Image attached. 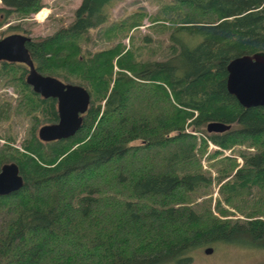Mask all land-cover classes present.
I'll use <instances>...</instances> for the list:
<instances>
[{
	"label": "trees",
	"instance_id": "trees-1",
	"mask_svg": "<svg viewBox=\"0 0 264 264\" xmlns=\"http://www.w3.org/2000/svg\"><path fill=\"white\" fill-rule=\"evenodd\" d=\"M1 1L0 26L44 4ZM171 1L186 12L171 22L162 59H138L121 43L83 48L108 20L111 0H80L71 21L26 42L39 72L91 94L69 137L39 138L42 119L58 120L57 100L29 86L27 65L0 60V70L19 72L33 118L22 149L14 137L0 147V167L14 161L23 176L20 188L0 194V264H187L192 249L216 242L264 248V214L228 219L209 201L194 204L214 179L198 157L207 138L222 148L255 147L240 151L239 166L234 156L218 159L223 201L236 206L253 186L264 198V106L242 105L226 86L231 58L264 51V0ZM211 120L230 126L209 132ZM192 131L207 136L199 143Z\"/></svg>",
	"mask_w": 264,
	"mask_h": 264
},
{
	"label": "rangeland",
	"instance_id": "rangeland-1",
	"mask_svg": "<svg viewBox=\"0 0 264 264\" xmlns=\"http://www.w3.org/2000/svg\"><path fill=\"white\" fill-rule=\"evenodd\" d=\"M43 1L44 4L42 9L40 8V12H38L39 9L25 17H20L15 13L9 16L6 22L0 26V37L12 32H21L31 37L51 34L72 20L74 10L80 3V0ZM2 5L0 0V6ZM107 10L108 20L103 25L90 30V39L87 43H82L83 48L86 47L89 51H94L121 43L125 48L131 49L136 58L142 60L165 57L168 53V35L170 27L173 25L171 22H178L186 12L171 0H111ZM15 75H19V72L6 73V71L0 70V105L7 108L2 111L0 117V147L4 146L8 137H14L12 145L22 149L33 118L32 113L26 111L23 99L21 100L23 92L20 90ZM64 80L66 81V79ZM4 114L7 116L4 117ZM52 122L42 119L36 125V133L42 124ZM186 130H189L188 127ZM192 132L198 135L199 143V135L207 136L206 132ZM214 150H219L220 153L212 156ZM240 151H255V147L242 142L229 148H222L207 138L205 150L202 154L198 153V157L201 168L209 172L214 179L210 189L195 195L194 204L203 205L209 201V206L215 215L228 219L243 218L249 211L264 214V198L261 197V191L257 186L251 187L249 193L241 198L240 202L236 201V206L223 201L222 195L219 193V184L216 180L218 159L224 155L234 156L237 166H239L243 162ZM216 200H220L219 207L226 209V213L221 214L217 210ZM208 246L213 248L209 253L205 252V248ZM190 255L191 260L187 264H264V248L226 242L196 247L190 251ZM165 264L178 263L167 262Z\"/></svg>",
	"mask_w": 264,
	"mask_h": 264
},
{
	"label": "water",
	"instance_id": "water-1",
	"mask_svg": "<svg viewBox=\"0 0 264 264\" xmlns=\"http://www.w3.org/2000/svg\"><path fill=\"white\" fill-rule=\"evenodd\" d=\"M30 35L12 32L0 37V60L22 62L28 66L26 82L43 97L57 100L58 120L42 124L38 136L44 141L66 138L81 126L83 114L90 104L91 94L80 83L66 82L57 76L39 72L32 60L26 42ZM226 86L230 93L244 106H264V51L237 55L226 66ZM230 124L211 120L207 131H223ZM23 185V176L16 162H4L0 167V194H8ZM205 248V252L212 251Z\"/></svg>",
	"mask_w": 264,
	"mask_h": 264
},
{
	"label": "flooded vegetation",
	"instance_id": "flooded-vegetation-1",
	"mask_svg": "<svg viewBox=\"0 0 264 264\" xmlns=\"http://www.w3.org/2000/svg\"><path fill=\"white\" fill-rule=\"evenodd\" d=\"M29 86L32 88V86L29 84ZM33 89V88H32Z\"/></svg>",
	"mask_w": 264,
	"mask_h": 264
}]
</instances>
